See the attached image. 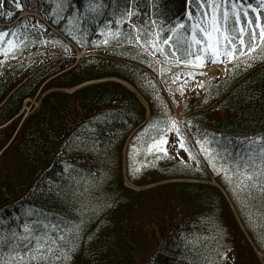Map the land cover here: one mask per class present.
Wrapping results in <instances>:
<instances>
[{
    "label": "trees",
    "instance_id": "obj_1",
    "mask_svg": "<svg viewBox=\"0 0 264 264\" xmlns=\"http://www.w3.org/2000/svg\"><path fill=\"white\" fill-rule=\"evenodd\" d=\"M20 3L0 6V33L16 45L7 56L0 45V256L24 254L26 226L40 236L46 225L75 224L70 258L55 264H264V196L238 192L197 143L214 141L219 169L264 142V59L226 61L225 76L187 95L196 67L177 65L166 45L152 55L147 42L195 23L198 2ZM171 121L188 151L175 131L165 134ZM161 136L167 156L147 153Z\"/></svg>",
    "mask_w": 264,
    "mask_h": 264
},
{
    "label": "snow or ice",
    "instance_id": "obj_2",
    "mask_svg": "<svg viewBox=\"0 0 264 264\" xmlns=\"http://www.w3.org/2000/svg\"><path fill=\"white\" fill-rule=\"evenodd\" d=\"M2 2L3 0H0V6H2ZM192 2L195 3L196 0H192ZM226 3L230 5L228 10H225ZM256 3L258 7H253L251 3L241 6L243 0H200L198 7L201 11L197 13L198 18L195 23L190 26L177 24L174 28L168 29L173 35L167 36L162 41L159 40V34H156V39L148 41L147 46L153 49L152 55L164 54L165 49L161 44L169 46L173 49L169 55L174 58L177 65L184 64L196 68L204 67L206 61L217 64L224 63L226 60L228 63L236 62V66H239V63L246 59H264V21H262L264 0H256ZM16 6L18 8L21 6L20 0H16ZM203 9H207V11H203ZM250 12L256 15L250 16ZM131 15L133 13L129 12L128 16ZM188 18L189 20L193 19L191 12L188 13ZM181 29L190 32V35L178 37L177 33ZM8 35L9 33H0V45H7L4 49L6 56L13 53L16 48L12 40L5 41L4 38ZM147 46H145V51H147ZM178 52L180 55H177ZM222 57L224 59H221ZM246 66L251 67V64ZM188 75L192 76L193 74L189 73ZM179 78L180 74L177 73L176 80ZM176 80H173V83ZM180 91L182 92L183 89ZM158 127V124L150 126L152 129H158ZM148 131L145 130V134ZM169 131H175L180 136L179 146L188 151L184 138L180 135L177 122H170V126L165 129V134ZM197 143L214 170L218 174L224 172L229 182L235 184V189L238 192L248 193L251 196L253 191H259L264 196V142L253 141L252 143L258 144V148L254 152L250 149L234 163L219 169H216L215 161L218 158L224 159V156L209 148V145L214 141L205 138ZM165 144H167V140L161 136V139L155 140L147 147L146 151L149 154L162 152L167 156V150L163 147ZM190 158L195 159L191 153ZM133 171L139 173L140 167H134ZM45 228L48 231H45L43 235L34 236L31 226H26L24 231L28 232L29 236L22 239H28L30 243L20 245L24 249V254L12 256L8 261L0 256V264H13V262L16 264H55L56 260L64 259L66 261L69 259V252L72 249L66 252L64 247L68 243L69 234H78L79 225L69 224L63 228L60 225H46ZM50 233L63 234L53 236Z\"/></svg>",
    "mask_w": 264,
    "mask_h": 264
},
{
    "label": "rangeland",
    "instance_id": "obj_3",
    "mask_svg": "<svg viewBox=\"0 0 264 264\" xmlns=\"http://www.w3.org/2000/svg\"><path fill=\"white\" fill-rule=\"evenodd\" d=\"M196 2H200V0H197ZM226 4H228V3H226ZM229 5V4H228ZM230 6V5H229ZM200 9V8H199ZM201 10H199V12H200ZM203 11H207V9H203ZM81 53H83V52H80V54ZM221 59H224V58H221ZM225 63H226V60H225ZM214 66V68H220V66L222 67L223 65H222V63H218V64H214L213 65ZM198 68H196V70H197ZM219 70H221V69H219ZM208 74H210V72L208 73ZM133 89V88H132ZM134 91V90H133ZM135 93H136V95L138 96V98H141L139 95H138V93L136 92V91H134ZM188 94L187 95H190L191 94V92L189 93V91L187 92ZM179 96L176 94V98H177V106H176V108L174 109V117L176 118V119H179L180 117H181V114H180V109H181V99H180V97L178 98ZM37 103H38V100H35V97H33V98H26L25 100H24V102H23V106H22V111H24V114H27V112H29L30 110H31V108L33 107V106H36L37 105ZM212 182V181H211ZM212 183H214V182H212ZM129 186H131L129 183H127ZM261 255V254H260ZM258 253H257V256H258V258L260 259V257H262V256H260Z\"/></svg>",
    "mask_w": 264,
    "mask_h": 264
},
{
    "label": "bare ground",
    "instance_id": "obj_4",
    "mask_svg": "<svg viewBox=\"0 0 264 264\" xmlns=\"http://www.w3.org/2000/svg\"><path fill=\"white\" fill-rule=\"evenodd\" d=\"M80 56H81V55L76 54V59H78ZM139 99H140V102L146 106L145 101H144L142 98H139ZM37 104H38V103H37ZM146 107H147V106H146ZM127 183H129V182H127ZM214 184L220 188V186H219L217 183H214ZM258 254L260 255L259 252H258ZM260 256H261V255H260Z\"/></svg>",
    "mask_w": 264,
    "mask_h": 264
},
{
    "label": "water",
    "instance_id": "obj_5",
    "mask_svg": "<svg viewBox=\"0 0 264 264\" xmlns=\"http://www.w3.org/2000/svg\"><path fill=\"white\" fill-rule=\"evenodd\" d=\"M135 91V90H134Z\"/></svg>",
    "mask_w": 264,
    "mask_h": 264
}]
</instances>
